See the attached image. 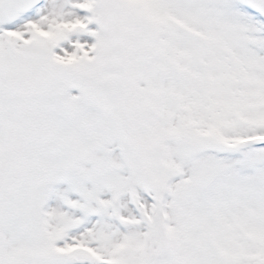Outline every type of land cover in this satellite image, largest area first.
<instances>
[{"label":"snow or ice","instance_id":"6c2138e0","mask_svg":"<svg viewBox=\"0 0 264 264\" xmlns=\"http://www.w3.org/2000/svg\"><path fill=\"white\" fill-rule=\"evenodd\" d=\"M0 264H264V0H0Z\"/></svg>","mask_w":264,"mask_h":264}]
</instances>
